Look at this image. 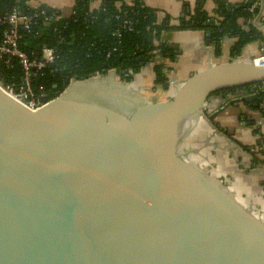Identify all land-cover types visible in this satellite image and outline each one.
Instances as JSON below:
<instances>
[{"label":"water","instance_id":"water-1","mask_svg":"<svg viewBox=\"0 0 264 264\" xmlns=\"http://www.w3.org/2000/svg\"><path fill=\"white\" fill-rule=\"evenodd\" d=\"M65 84L35 111L0 89V264H264V225L176 153L214 92L233 90L210 119L262 102L240 87L264 91V66H209L157 105Z\"/></svg>","mask_w":264,"mask_h":264},{"label":"crops","instance_id":"crops-1","mask_svg":"<svg viewBox=\"0 0 264 264\" xmlns=\"http://www.w3.org/2000/svg\"><path fill=\"white\" fill-rule=\"evenodd\" d=\"M40 1L64 16L70 15L75 2V0ZM217 1L239 5L245 0H205L203 8L208 15H214ZM100 2L101 0H93L90 6L96 8ZM142 2L148 8L156 10L160 18L168 15L170 22L178 25L180 19H188L192 14L196 0H142ZM261 10L264 15V0H261ZM238 24L244 29H248L249 25L255 27L261 38L247 43L235 56L231 55V48L235 42L232 37L223 39L221 52L216 56L214 47L205 43L204 30L164 31L161 41L169 50L168 56H152L150 61L135 73L130 81L131 85L145 92L141 97L146 102L157 105L170 101L191 76L209 66L226 62L245 64L251 62L253 57L264 54V19L257 15L247 21L240 18ZM169 45H176L178 48L172 50ZM159 63L165 66L166 86L155 83L153 67ZM226 94L228 93L213 94L206 105L207 117L205 115L199 117L193 127L189 141L194 143L200 140L202 150L197 151L193 148V151H190L188 144L180 145L183 149L189 150L188 159L201 161L212 178L230 177L225 186L235 202L245 211L247 203L255 204L252 209L250 208L251 211L247 212L264 225V115L261 113L264 110V99L262 102L256 100L235 104L210 119L209 116L224 104L223 97ZM240 117H245L246 121L240 122ZM247 121L253 124L250 125ZM254 129L263 139H260L261 143H258L259 137L254 133ZM199 137L202 139H198Z\"/></svg>","mask_w":264,"mask_h":264},{"label":"trees","instance_id":"trees-1","mask_svg":"<svg viewBox=\"0 0 264 264\" xmlns=\"http://www.w3.org/2000/svg\"><path fill=\"white\" fill-rule=\"evenodd\" d=\"M25 0H0V16H3L12 6L24 10ZM93 0H75L73 14L63 16L60 12L46 8L55 19L49 25L36 23L32 30H39L38 36H32L21 31L20 44L26 52L37 54L38 44H45L55 49L57 69L53 76H45L34 81L37 87L42 85L43 91L55 96L65 88L66 80L83 81L93 73L105 74L109 69H115L122 81L132 80L131 75H125V70L132 74L146 65L153 51L158 50L160 55L168 56L169 50L161 41V34L171 29H201L210 32V43L214 47V54L221 52V44L225 37H232L235 42L231 48V55H238L241 49L252 41L261 38L260 32L249 25L248 29L238 24V19L252 20L258 13V7L250 10L255 0H245L238 8L227 12L229 6L224 1L216 2L214 15H208L203 3L205 0H196L192 14L188 19H180L178 25L170 23V17H159L158 12L144 5L142 0H101L96 8L90 6ZM128 1V3H127ZM124 20H129L130 29H122ZM120 33V36H117ZM157 41L159 43L155 44ZM115 49V50H114ZM162 63L153 67L155 83L166 86L167 78ZM257 85L240 87L251 88ZM232 89H224L213 94L227 93ZM258 96L264 99V91ZM259 105V104H258ZM264 115V110L261 111ZM246 121L245 117H240ZM250 125L251 121H247ZM263 140L256 129L253 130Z\"/></svg>","mask_w":264,"mask_h":264},{"label":"built area","instance_id":"built-area-1","mask_svg":"<svg viewBox=\"0 0 264 264\" xmlns=\"http://www.w3.org/2000/svg\"><path fill=\"white\" fill-rule=\"evenodd\" d=\"M24 5V10L14 5L3 16H0V89L17 103L31 111H35L56 97V94L50 96V94L45 93L42 85L36 87L34 81L48 75H54L57 70L54 67L57 55L54 48L45 44H38L36 55L33 52H26L20 44V32L26 31L34 37L38 36L39 30H32V26L38 22H41L39 24L42 25H49L55 19V15L53 13L49 14L46 9L49 7L41 3L40 0H25ZM255 7H258L259 10L257 16L264 19V15L261 13V0H255L251 4L250 10ZM72 14L73 8L70 12V15ZM130 25L129 20H124L121 28L129 30ZM117 36H120V33H117ZM154 43L159 42L155 41ZM156 52L159 51L154 50L153 54ZM251 63L256 66H264V54L253 57ZM124 74L135 75L132 74L131 70H125ZM111 78L113 82L121 85L122 83H130V81H122L115 69H109L105 74L95 72L86 80L100 81ZM66 81L71 85L80 82L75 79ZM255 88L251 87L252 93L262 91L260 87L255 86ZM43 97L46 98V102H42Z\"/></svg>","mask_w":264,"mask_h":264},{"label":"rangeland","instance_id":"rangeland-1","mask_svg":"<svg viewBox=\"0 0 264 264\" xmlns=\"http://www.w3.org/2000/svg\"><path fill=\"white\" fill-rule=\"evenodd\" d=\"M171 23V22H170ZM172 24V23H171ZM98 82V81H97ZM113 82V81H112ZM114 83H116V82H114ZM123 84V86H126L127 88H128V90L132 93H134V95H136V96H138V97H140L141 98V96H143V93H145V92H142V91H140V90H137L136 88H134L132 85H131V83H128V84H125V83H122ZM169 84H170V82H169ZM130 85V86H129ZM132 86V87H131ZM251 89V88H250ZM139 91V92H138ZM145 95V94H144ZM203 113H204V111H203ZM205 116H206V114H205ZM201 117V116H200ZM207 117V116H206ZM240 122H243V121H240ZM192 131H193V128L190 130V132H188V134L183 138V140H182V142L181 143H183V146H185L186 144H188L189 146V148L188 149H190V151H193V148L194 149H197V151L198 150H202V142L200 141V140H197V142H194V143H192V142H190L189 140H190V138H191V136H192ZM198 139H202V138H198ZM189 151V150H188ZM187 151V149H183L182 148V145H180V147H178V149L176 150V153H177V156L178 157H180L181 158V160L183 161V162H185V163H187V164H190V165H193L194 167H196V168H198V169H201L204 173H206V174H208V169H206L205 167H204V165L203 164H201L200 162L201 161H199L198 159H193L194 161H191V160H189L188 159V152ZM190 155V154H189ZM187 159H186V158ZM199 164V165H198ZM201 165V166H200ZM207 170V171H206ZM223 185H225L227 182H228V180H230L231 178L230 177H226V176H224V177H221V178H217ZM255 206V204H249L248 205V203H247V210L246 211H248V212H250L251 210H250V208L252 209V207H254Z\"/></svg>","mask_w":264,"mask_h":264},{"label":"bare ground","instance_id":"bare-ground-1","mask_svg":"<svg viewBox=\"0 0 264 264\" xmlns=\"http://www.w3.org/2000/svg\"><path fill=\"white\" fill-rule=\"evenodd\" d=\"M109 80H112V78L111 79H109ZM113 81V80H112ZM91 83H97V81L96 80H91L90 81ZM114 83V82H113ZM115 84V83H114ZM118 86H121L120 84H118V83H116ZM77 84H73V86H76ZM122 88H125V86H121Z\"/></svg>","mask_w":264,"mask_h":264},{"label":"flooded vegetation","instance_id":"flooded-vegetation-1","mask_svg":"<svg viewBox=\"0 0 264 264\" xmlns=\"http://www.w3.org/2000/svg\"><path fill=\"white\" fill-rule=\"evenodd\" d=\"M227 93H233V90H230L229 92H227Z\"/></svg>","mask_w":264,"mask_h":264}]
</instances>
